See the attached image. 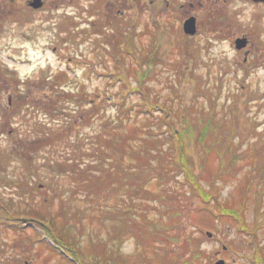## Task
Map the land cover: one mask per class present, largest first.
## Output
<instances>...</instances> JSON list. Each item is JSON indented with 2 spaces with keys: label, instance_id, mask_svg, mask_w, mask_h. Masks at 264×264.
Listing matches in <instances>:
<instances>
[{
  "label": "rangeland",
  "instance_id": "1",
  "mask_svg": "<svg viewBox=\"0 0 264 264\" xmlns=\"http://www.w3.org/2000/svg\"><path fill=\"white\" fill-rule=\"evenodd\" d=\"M86 1L90 10L93 0ZM143 8L130 4L118 15L112 30L103 25L102 33H97L86 27L82 34L78 15L67 17L64 10L50 11L49 7L40 13H17L12 12L16 9L13 0H0V258L4 257L0 264H78L75 257L81 260L86 241L106 248L107 254L136 257L144 248L135 231L139 233L144 223L150 229L152 222L157 223V234L153 235L154 247L146 241V259L154 263L216 264L223 260L226 264H257L256 260L264 259V181L260 176L264 169L262 173L255 170L256 162L264 163V70L246 76L241 58L229 45L214 51L202 45L196 49L182 22L168 17L167 8ZM91 17L87 14L89 24ZM114 27L120 34L115 36L119 32ZM146 54L155 62L154 72L146 69ZM60 77L63 83L58 82ZM164 101L179 109L184 120L185 115L190 116V124L187 119L180 126L190 129L187 135L192 147L187 150L196 157L197 175L198 149L203 145L198 132L204 121L223 113L230 117L229 106H239L238 121L234 125L227 116L226 126L233 130L226 140L233 142L228 166L235 160L237 166L232 175L224 177L226 183L217 177L213 195L222 204L228 203L226 208L234 217L216 211L220 205L213 198L207 203L199 195L196 187L206 188L212 195L203 176H194L196 184L182 172H171L169 179L158 177L155 185L161 192L179 197L180 213L173 215L165 203L146 201L147 182L138 190L125 176L122 183L102 186L98 201L88 182H83L85 178L68 174L71 163L85 169V153L95 150L97 135L110 130L120 134L117 123L137 118L145 127L147 123L140 120L146 116L153 119L149 124L162 136L153 142L163 152L164 162L174 161L176 145L165 123L157 119L158 113H172L169 106H156ZM106 153L101 158L107 161ZM141 154L146 160V147ZM214 164L217 167L218 160ZM110 166L117 168L116 163ZM146 170L149 172L146 167L137 168V176L150 178ZM28 202L53 216L49 220L62 215L71 225L78 223L72 233L78 240V247L72 242L73 254L68 250L59 256L60 252L46 247L49 243L59 251L39 225L33 222L30 228L27 220L13 222L3 209L13 210V205L19 208ZM204 207L217 216H211L214 223L210 228L200 217L206 213ZM142 212L149 221H144ZM9 222L18 228L7 229ZM132 227L135 231L120 233ZM42 239L47 240L44 247L39 245ZM186 240L190 241L187 252ZM96 254L81 261L95 264Z\"/></svg>",
  "mask_w": 264,
  "mask_h": 264
},
{
  "label": "trees",
  "instance_id": "2",
  "mask_svg": "<svg viewBox=\"0 0 264 264\" xmlns=\"http://www.w3.org/2000/svg\"><path fill=\"white\" fill-rule=\"evenodd\" d=\"M145 59L146 69L148 70V73L150 71L154 72L156 68L153 65L155 63L153 59H151L148 54H146ZM62 77H60L61 80L58 81L59 83H63L65 81ZM162 103H157L156 106L161 109H163L165 106H169L172 111V113L170 112L168 114H163L162 112L158 113L157 119H160L165 123L169 130L171 139L176 145L175 154L173 157L174 161H172V158H170L169 160L167 159V161L164 162L165 159L163 158V152L160 153L158 145L154 144L153 142V140H161L162 136L158 134V132L154 129L156 128L155 126L149 124L153 119L149 116H146V119L142 118L140 120L142 123H147L145 127H142L140 124H138L140 122H138L139 119L137 118V121L134 120L135 122L126 120L122 122L121 125L117 123L118 131L120 134L114 135L112 134L114 133V131L110 130L109 132H105L103 135H97V145H95V150L87 151L89 153H85V155L87 156L84 162L86 163L85 169H82V165L75 162L71 163L68 166L71 167V171L65 170L64 166L62 165L63 170L67 171L70 176L80 175L85 178L83 182H88L89 187L96 195H98V201L101 199L100 194L102 193V186H111L116 184L117 181H120V183H122L125 176L129 178V182H134V185L137 186L138 190L143 189L141 188V186H145L147 182L149 184L147 185V187H149H146V189H144L146 190V201L152 202L157 200L165 203L167 206H169L167 210L171 209L173 211V215L175 213H180V209H177V207H179L177 206L179 197L175 194H170L169 192H161L162 189H159V186L156 187L155 185V182L158 181V177H160L161 180L169 179L168 177L171 175V172H182L187 176L188 180L191 183H195L194 176H203L204 181L210 187H212L210 190L212 195L207 192L206 188L196 187L197 192L203 199H205L207 203L211 202V198L214 199V196L217 193L216 184L219 181L217 177L221 176L222 182L226 183V178L224 177L232 175V173L235 171V167L237 166V160L232 163L231 167L228 166V160L231 157L233 147V142L230 141L228 143L226 141L231 131H233L232 129L229 130L226 128L228 122V114L223 113L224 116L212 115L214 117H211L209 118V120L207 119L205 121L204 119H202L204 121V125L201 127L198 135L199 139L203 142V145L198 149V163L200 166V172L199 175H197L195 172L197 164L196 157L193 153H190L187 150L189 146L192 147V141L189 140L190 138L187 135L188 131L190 132V129H188V126L185 125L180 126V124H185L190 116L185 115V117L187 118H185L184 120V114L181 111L178 112L179 109L172 107L173 105L171 103H168L167 101H164ZM225 109L227 110L228 108L225 107ZM228 111L231 113V116L228 117L229 119H232L235 125L239 118V106L236 104L234 106H229ZM201 117L205 116L201 115ZM218 117H220V120H217ZM193 121L197 124V122H199V119H194ZM190 122L191 121L189 119V124ZM216 123H219V125H221L218 126ZM126 131L127 135L125 136ZM196 136L197 135L194 134V137ZM187 140L189 141L187 142ZM48 141H50V139ZM35 142L36 141H34V143ZM145 147L146 160H144L143 154H141V150L145 149ZM97 148L99 149L97 150ZM104 152H107V161L105 158H101V155L103 156ZM88 157L95 158L96 160L89 159L91 161H87ZM217 160L218 165L217 167H215L216 164L214 163H216ZM126 162H128L127 166L125 165ZM110 163H116L117 168L112 169ZM132 164H134V166H131ZM144 167H146V169L148 168L149 170V172L146 170V173H151L150 178H141L137 176L138 174L136 172V169L140 168L141 170H143ZM262 169H264V163L261 161L256 162L255 170H260V172L262 173ZM148 174L146 176H148ZM102 176H106V178ZM260 176H263L264 181V174ZM214 200L217 205H220L219 208L217 207L216 211H219L221 214H225L226 217H234V215L232 214L233 211L226 208V206H228V203L222 204L221 200L217 199L216 197ZM13 206V210H11L12 208H3L7 212L8 217L11 218L13 222H23V220H27L28 226L30 228L34 227L32 225L34 224L33 222L39 225L42 229H40V227L38 229H40L47 236V238L53 239L55 241L53 242L57 247L59 246V251H57V248L55 249L54 247H51L49 243H47L48 246L46 247L50 248V250L60 252L61 254H58L59 256L65 255L66 251L68 250H70L71 253L75 252L74 249H76L75 247H78V240L76 236H73L72 233H76L77 230L74 229L79 228L78 223L74 222V224L71 225V222L69 223L68 220H66L62 215L59 217V219L55 218L54 221L49 220L52 219L53 216L49 217L47 211L43 212L42 209L37 208L35 205L30 204L29 202L28 204L26 203L24 205H19V208H16L17 205ZM261 206L262 204L260 205V208ZM14 210H16L17 212ZM19 210L21 211L19 212ZM202 212L206 213L200 215V217L203 219L202 221L204 222V224L206 223L205 227L210 228V226L214 223L211 216H217L213 209L211 210L209 207H204ZM141 214L144 221L146 220L147 222L150 220L146 219V212H142ZM0 215H2V213H0ZM1 218L2 217H0V222ZM194 221L197 222L198 220L195 219ZM67 224L69 228H67ZM141 227L138 229L139 233H137L135 231V228L133 227L129 228V230L124 229L120 232L123 235L127 232L130 233L132 231H135L137 240L140 242V244L143 245L144 248L143 250L141 249L138 251V256L128 258L122 256L121 254H107L106 248H101L98 244L91 245L90 241H86L85 246L81 247L82 250L80 249L83 252L81 260L82 258H92L94 257L93 253H97L95 256L97 258L95 264H168L161 263L159 261L154 263L152 260L148 261V259H146V248H148L146 247V241L148 242V246H155L153 235L157 234V223H150V229H148L146 223L142 224ZM10 228H14L16 230L18 228V224H12V222H9L7 229ZM16 232H18V230ZM158 232L163 233L162 231H159V229ZM41 237L42 236H39V238ZM163 237L166 238V235H163ZM42 241L43 242L40 241V246L45 245L44 242H47V240L43 239ZM72 242L74 243L75 247L74 245H72ZM184 246L186 247L185 252L189 251L190 241L186 240ZM257 247L259 248L260 246L257 245ZM188 254H190V252ZM257 254H259L258 251ZM262 257L264 256L262 255ZM75 258L77 259L78 264H86L83 263L84 261L80 260L79 256L76 255ZM195 260H198V257H196L194 261ZM173 263L174 261L171 264ZM256 263L264 264V259L260 263H258V261L256 260Z\"/></svg>",
  "mask_w": 264,
  "mask_h": 264
},
{
  "label": "flooded vegetation",
  "instance_id": "3",
  "mask_svg": "<svg viewBox=\"0 0 264 264\" xmlns=\"http://www.w3.org/2000/svg\"><path fill=\"white\" fill-rule=\"evenodd\" d=\"M13 2L16 9L12 12L26 10L40 13L49 7L53 9L50 11L64 10L67 17L73 14L74 18L78 15L77 19L82 21L79 28L82 34L86 33V27L97 33H102L103 25L106 28L112 26V30L118 15H122L124 8L128 9L130 4H141L144 6L143 10H146V5H156L158 9L167 8L168 17L177 18L183 27L188 20L193 22L194 34L186 36L193 40L194 48L198 49L202 45L203 49L214 51L218 47L223 49L224 45H229L241 58L246 76L253 75L255 70H264V0H93L90 10L86 6L88 1L79 0V12L75 6L76 0H23L21 4L17 0ZM37 3L40 7H36ZM72 9L78 13L72 12ZM87 14L92 16L88 19L91 25L86 20ZM116 31L119 33L113 30L115 36L120 34L119 29ZM10 256L9 261L13 259ZM0 260H4V257Z\"/></svg>",
  "mask_w": 264,
  "mask_h": 264
},
{
  "label": "water",
  "instance_id": "4",
  "mask_svg": "<svg viewBox=\"0 0 264 264\" xmlns=\"http://www.w3.org/2000/svg\"><path fill=\"white\" fill-rule=\"evenodd\" d=\"M36 7H40V4L37 3ZM184 32L188 35H193L194 34V25L193 22L191 20H188L185 24H184ZM216 264H226L225 261L221 260L218 261Z\"/></svg>",
  "mask_w": 264,
  "mask_h": 264
}]
</instances>
